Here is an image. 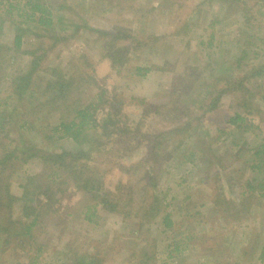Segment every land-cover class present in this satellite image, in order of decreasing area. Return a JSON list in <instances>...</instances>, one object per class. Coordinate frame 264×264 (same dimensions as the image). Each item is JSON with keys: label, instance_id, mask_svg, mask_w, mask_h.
I'll return each instance as SVG.
<instances>
[{"label": "rangeland", "instance_id": "1", "mask_svg": "<svg viewBox=\"0 0 264 264\" xmlns=\"http://www.w3.org/2000/svg\"><path fill=\"white\" fill-rule=\"evenodd\" d=\"M125 1L46 0L53 12L52 25L26 26L29 31L23 37L21 48H14L13 33L8 27L9 16L4 9L0 11V26H3L0 27V55L4 61L0 64V112L4 110L7 116H11L5 128H11L8 136L14 138L15 142H21L22 134L24 141L28 139L37 143L34 130H41L39 124H35L34 129L22 125L24 120L33 118L28 115L24 118L28 103H24L23 111H19L14 97H9L8 74L12 70L18 72L26 67V62L31 58V54H28L30 50H34L36 55L44 53L40 68L57 66L64 74L74 73L78 79L83 77L85 80L86 75H92L110 92L117 93L123 120L128 119L129 123L141 121V129L150 135V139L141 136L143 139L135 148L122 153L121 163L127 164L129 169L132 164L144 159V163L139 164V169L142 170V166L149 167L155 174L157 190L165 197L168 196V199L175 197L168 208L173 210L175 232H189L196 238L206 237L207 241L203 246H208V250L200 251L201 240L197 242L194 239L193 242H197V245L189 251L184 262L181 261V256L175 260L167 258L165 250L173 236V229L161 231L157 225L149 224L134 234L133 230L137 227L131 223L133 211L129 212V218L124 223L121 222V215L108 216L103 210L98 218H94L93 223L89 224L87 220L83 223L80 212L85 210V204H93L94 199L85 200L83 191L78 190L70 179V195L64 197L61 204L53 203L61 216L48 211L45 214V224L37 230L38 242H46L48 246L46 255L45 249L40 251L36 258L38 261H34V264H59L58 262L65 263L66 260L72 262L66 253L74 250L75 244L88 252L97 249L100 253L98 256L102 258L101 264H129L125 260V255L127 253L128 256L129 252L135 253L136 261L144 259L147 262L149 256L146 253L150 254L152 251L157 252V255L144 264H264V261H248L240 254L247 247L244 240L251 239L254 233L255 239L257 233L264 236V199L261 201L253 198L251 210L240 212L237 200L233 199L235 194H232L231 188H235L231 187L230 181L240 176V189H244L245 180L251 176L252 150L264 136V99L261 96L264 94V72L259 76L248 77L253 66L264 62V0ZM188 16L194 22L190 31L187 29L190 23L183 24L189 21ZM117 28H122L126 36H136L144 44L138 48L123 49L122 46L128 48L129 41L122 36L117 43L121 52L116 54L121 55V58L114 63L105 55L100 41L103 38H99L97 31L115 32ZM243 49L248 52L247 57L242 65L240 63L237 66V56L241 55L240 51ZM256 51L259 52L258 58L253 53ZM74 61L76 67H73ZM137 66L148 68V72L140 75L137 73ZM38 71L45 74L41 69ZM236 75H239V80L245 76L244 84L258 92V101L255 100L251 105L252 111L246 109L247 105H239L233 95L224 94L219 108L205 114L202 104L208 103L217 95V91L207 95L208 86L213 90L211 84L217 82L226 88V81ZM88 86L90 91L95 90L93 83ZM185 87L188 92L184 90ZM88 95L87 91L82 93L84 99ZM241 96L247 99L245 93ZM172 99L173 106L185 103L191 109L188 119L198 115L205 116L201 126L195 129V138L189 139L187 143L191 145L190 150H198L195 158L200 164L187 161L189 150L185 152L175 148V136L169 139L168 136H160L175 126L173 120L178 114L174 111L166 114L165 108L171 104ZM237 110L244 115L246 121L253 124L250 132L242 133L226 123ZM104 112L105 109L99 112V119ZM59 120V114L49 112L43 118L44 122H41L42 129L47 128L46 122L56 124ZM196 124L195 119L192 128ZM220 129L227 130L226 134L221 135L218 141H210V138L220 135ZM9 138L4 137L8 147L11 143ZM114 141L115 145L119 143V139L111 140ZM243 141L247 145H243ZM151 142H154V150L149 149ZM204 142L211 146L213 153ZM61 144L67 149L77 147L70 141H62ZM109 146L112 144L109 143ZM148 152L151 153V158H146ZM119 153L115 152L113 158H117ZM109 155L111 156L109 153L99 156L94 151L89 164L97 171L92 172V175L87 171L85 176H91L93 181L101 178L105 187L111 188L117 187L121 180L136 183L137 170L123 173L116 167L118 163L113 158L114 167L109 168L104 164ZM26 156V152L21 153L18 159L13 158L7 163L5 173L0 170V185L2 177H10L8 183L13 194H20L18 184L25 182L26 175L41 171L40 165L35 161L30 159L25 162ZM99 159L105 162H99ZM206 172L208 173L205 174ZM58 195L59 193L56 198ZM183 199H186L184 207L179 205ZM203 201L210 207L203 205ZM69 206L73 207V213L66 217L64 215L70 211ZM10 207L15 219L22 212V203L14 202ZM187 210H194L197 215H187ZM58 218H62L64 223L55 224ZM62 227L64 230H61ZM116 233L121 236L114 241ZM224 238L229 240L224 242ZM68 240L71 244L65 249L64 243ZM152 243L156 244L155 248ZM142 246L145 247L142 249ZM22 250L19 248L15 252L9 248L5 252L0 251V264H28L29 258L23 255ZM52 252L55 254L52 255Z\"/></svg>", "mask_w": 264, "mask_h": 264}, {"label": "trees", "instance_id": "2", "mask_svg": "<svg viewBox=\"0 0 264 264\" xmlns=\"http://www.w3.org/2000/svg\"><path fill=\"white\" fill-rule=\"evenodd\" d=\"M128 1L126 0L125 2ZM2 9H4L9 16V18H7L10 21L8 27L13 33L14 48H21L23 37L25 33L29 31L27 27H29L30 24L44 26L45 24L52 25L53 19L51 15L53 12L51 11V5H49L46 0H0V11ZM188 18L189 21L186 23L183 22V24L190 23L189 26H187L188 28L185 26L188 31H190V27L194 22H192L193 19L190 18V16H188ZM4 21L5 20H3L2 24H4ZM97 32L99 38L101 36V38H103L100 39V41L105 55L112 59L114 63L117 62L118 58H121V55L116 54L118 51L121 52L120 48H117V43L122 39V36H125L126 40L129 41L127 43L128 48L122 46L123 49L129 50L130 48H138L144 44V42L138 40L136 36L131 34L126 36L122 28H117L115 32ZM210 36H212V38L214 37L212 33ZM240 53L241 55H238L239 53L237 54V66H240V63L242 65L248 52L246 49H243ZM253 53L257 58L259 57V52L256 51ZM28 54H31V58L26 62V67L21 68L18 72L10 70L11 72L8 74L10 77V94L12 95L9 97H14L18 103L17 108H19V111H23L22 107L24 103H28V109L24 113V118L28 116L33 118L32 120H24L22 125H27L29 129H34V125L39 124L41 130H37L36 128L34 130V138L37 140V143L28 139L24 141L22 139V134L21 142H15L14 138L11 139L8 136L11 128H5L11 116H7V112L2 110V112H0V170L2 173H5V170H7V163L13 158L18 159L21 153L26 152L27 156L24 158L25 162H28L30 159V161H35L37 165H40L41 171L36 174L26 175L25 182L18 184L20 194H13L10 190L8 183L10 177L7 179L6 177H2V184L0 185V251L5 252L10 248L16 252V249L21 248L23 249V255L29 258L28 264H34L38 261L36 260L39 256L38 254L44 249L46 255L47 252L45 251H47L46 246L48 245L46 242H38L39 234L37 230L45 224V214L48 211L49 213L53 211L56 213V216H61L59 214V209L54 207L53 203L57 202L61 204L64 197L70 195L69 188L71 187V182L68 181L71 179L76 188L83 191L86 197L85 200L90 201L94 199L93 204H85V210L80 212L81 221H83V223L86 222L85 220H87L89 224L93 223L94 218L99 217L101 210L107 212L108 216L113 214L121 215V222L124 223L127 221V218H129V212L133 211L131 212L133 214L131 216L132 218H130L131 223L137 227L136 230H133L134 234H137L143 226L149 224L157 225V228L161 229V231L173 229L171 231V233L173 232V236L171 240L168 241L167 249L165 250L167 258L175 260L176 258L180 259L181 256L183 258L181 261L184 262V260L187 259V254L190 253L189 251H191L200 240V251L206 252L208 246L207 248L203 246V243L207 241L206 237L196 238L194 234H190L189 232L182 234L179 232L178 234L180 237H178L177 232H175V222L172 218L173 210L168 209L175 197L171 196L168 199V196L165 197L157 190L154 181L155 174L151 172L152 170L149 167L145 166L146 168H144L142 166V170L139 169V164L144 163V159L132 164L129 169L127 168V164L121 163L122 153L135 148V145L137 146L143 139L141 136H144V139H150V135L141 129V121L129 123L128 119L123 120L124 116H122L121 102L118 100L117 93L110 92L103 84H99L92 75H84L86 78L85 80L83 77L78 79L74 73L71 75L64 74L57 66L52 68L48 66L44 69L40 68L44 53L36 55L34 50H30ZM2 63H4V61L0 55V64ZM73 67H76L75 61ZM38 69L43 70L45 74L39 73ZM76 70L74 72H76ZM136 70L140 75H145L148 72V68H142L141 66H137ZM14 71L15 74L12 75ZM263 72L264 62L257 66H253L251 74L248 77L251 78L255 75L259 76ZM238 76H234L235 79L227 80L226 88L220 86L217 82H212L211 87H213V90L208 86L207 95L215 94L216 91L217 95L212 97L208 103L205 102L202 104L205 114L207 111L219 108L221 105V98L224 94L233 95L237 98L239 105H247L248 108L246 107V109L252 111L250 110L252 108L251 105L255 100L258 101V99H256L258 92L250 89L249 86L244 84V80L246 79L245 76L241 77L240 80ZM92 83L96 87H94L95 90L93 89V91H90L88 85H92ZM186 87L184 90L188 92ZM218 87L219 90H217ZM176 88L177 85H175V89ZM86 91L89 95L85 96L84 99L82 93ZM242 93L247 95V99L241 96ZM261 96L264 99V94ZM248 99L249 101H247ZM173 104L174 100L172 99L171 104L166 105L165 108L166 114L172 113L173 111L178 114L173 120L175 126L164 131L160 136L163 138L168 136V139L175 136V148L185 152L189 150L187 161L200 164L195 158L198 150H190L191 145L187 143L189 139L195 138L197 134L195 129L201 126L205 116L198 115L188 119L190 117L188 114L191 115L192 112L191 109L186 107L185 103L182 105L176 103L174 106ZM46 109L48 111H46ZM104 109L105 112L99 119V112ZM49 112L50 114H59L60 120L56 124L46 122L47 128L42 129L43 123L41 122L43 118L47 117ZM195 119L197 124L192 128ZM245 119L244 115L237 110L228 118L226 123L232 125L242 133H247L251 131L253 124ZM133 124L135 126H133ZM226 131L225 129H220V135L216 138H210V141L214 142L220 140L221 135L226 134ZM4 137L11 139L9 147L4 142ZM104 138H106V140H104ZM115 138L119 139V143L116 145L115 141L111 142V140H116ZM126 140L129 142L127 143ZM62 141L74 142L77 147L73 149L64 148L61 144ZM108 142L111 143L112 146H109ZM151 143V148L149 149L154 150V142ZM204 143L208 150L213 153L211 146H208L207 142ZM243 145H247V142L243 141ZM94 151H96L99 156L108 153L111 154L106 160L107 163H104L105 160H98L99 162L107 164L109 168L114 167L113 161L115 160L118 163L116 167L123 173H128L133 169L137 170V182L121 180L117 187L111 188L105 187V183L101 178L93 181L91 176H85L87 171L90 172L91 175L92 172L97 171L94 169V166L89 164L90 160L93 158L92 153H94ZM115 152H120L117 158H113L112 156ZM146 156H148L146 158L152 157L150 152H148ZM250 171L251 176L245 180L243 190L240 189L242 186V179L240 176L239 178H232L230 180L231 187L235 188H231L232 194H235L233 199L237 200L240 206V212H248L251 210L250 205L253 198H259L261 201L264 199V136L252 150ZM207 173L208 172L205 174ZM90 183L93 184L91 188H88ZM58 193L59 195L56 198ZM14 202L22 203V212L15 216V219L12 216L13 211H11L10 207ZM180 202L181 204L179 205L184 207L185 204L183 203L186 202V199ZM212 202L213 201H211V203ZM215 202L213 204L214 206ZM205 203L206 201L202 202L203 205H205ZM205 206L208 207L207 205ZM69 208L70 211L64 215L66 217L71 216L73 213V207L69 206ZM186 214L194 217L197 215L194 210H187ZM59 222L64 223L62 218H58L55 224H59ZM149 227V229H151V226ZM61 230H64V227H62ZM146 231H148V228ZM255 235L256 233H254L251 239L243 241L247 247L240 254L248 261H264V236L257 233V238L255 239ZM114 236V241H116L120 239L121 234L116 233ZM231 237L230 235V238ZM194 239H196L197 242H193ZM227 240L229 239L224 238V242ZM68 242L69 240L64 243L63 248L66 249V247L71 244V242ZM151 245L153 248L156 247L155 243ZM223 245L225 246V244ZM105 246L106 245H104V247ZM80 247V245L77 246L75 244L74 250H69L70 254L66 253L72 262H68V260H66L65 263H63V261L57 262L59 264L102 263V258L98 256L100 253H98L99 251L97 249L88 252ZM144 247L145 246H142V249ZM120 253L123 254V252ZM51 254L54 255L55 252ZM146 255L149 256L147 257V262H145L144 259H138L136 261L135 253L133 252H129L128 256L126 253L125 260L127 259L129 264H144L153 260L157 252L155 253L152 251L150 254L147 252ZM239 263L240 262H237L236 264Z\"/></svg>", "mask_w": 264, "mask_h": 264}]
</instances>
